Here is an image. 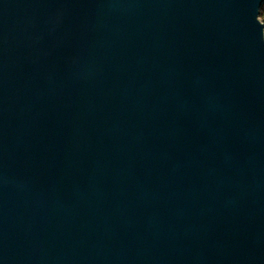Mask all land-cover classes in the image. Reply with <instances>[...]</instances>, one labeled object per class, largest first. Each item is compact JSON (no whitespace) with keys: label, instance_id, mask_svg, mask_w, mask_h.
I'll list each match as a JSON object with an SVG mask.
<instances>
[{"label":"water","instance_id":"water-1","mask_svg":"<svg viewBox=\"0 0 264 264\" xmlns=\"http://www.w3.org/2000/svg\"><path fill=\"white\" fill-rule=\"evenodd\" d=\"M264 0H0V264H264Z\"/></svg>","mask_w":264,"mask_h":264},{"label":"trees","instance_id":"trees-1","mask_svg":"<svg viewBox=\"0 0 264 264\" xmlns=\"http://www.w3.org/2000/svg\"><path fill=\"white\" fill-rule=\"evenodd\" d=\"M259 18H260V21L262 22V24L264 26V3L260 8Z\"/></svg>","mask_w":264,"mask_h":264}]
</instances>
